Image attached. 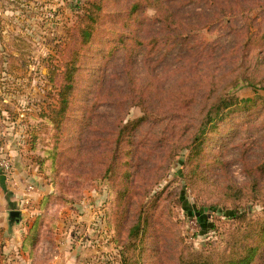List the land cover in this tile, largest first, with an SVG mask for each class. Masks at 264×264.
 <instances>
[{"label": "rangeland", "instance_id": "obj_1", "mask_svg": "<svg viewBox=\"0 0 264 264\" xmlns=\"http://www.w3.org/2000/svg\"><path fill=\"white\" fill-rule=\"evenodd\" d=\"M263 86L264 0H0V174L45 199L48 243L70 225L93 249L82 264L230 258L264 220ZM221 98L239 102L195 151Z\"/></svg>", "mask_w": 264, "mask_h": 264}, {"label": "crops", "instance_id": "obj_2", "mask_svg": "<svg viewBox=\"0 0 264 264\" xmlns=\"http://www.w3.org/2000/svg\"><path fill=\"white\" fill-rule=\"evenodd\" d=\"M7 177H11V182ZM25 184L23 174L15 167L11 176L0 174V264H82L90 260L86 257L93 249L80 246L79 240L82 238L74 237L70 225L66 226L65 232L60 230L59 233L51 234L50 231L49 243L47 236L44 237V226L35 244L29 245L30 231L37 220V215H32L35 207L31 203L37 202L36 208L39 207L41 194L27 190ZM7 189L10 190L6 194ZM25 192L28 194L24 195ZM6 203L9 204L7 215L6 211H1ZM11 209L21 211L20 222L10 221Z\"/></svg>", "mask_w": 264, "mask_h": 264}, {"label": "trees", "instance_id": "obj_3", "mask_svg": "<svg viewBox=\"0 0 264 264\" xmlns=\"http://www.w3.org/2000/svg\"><path fill=\"white\" fill-rule=\"evenodd\" d=\"M89 14V17L92 21L95 20L94 17ZM83 38L87 40L92 35V31L89 28H85L82 31ZM70 80V78H69ZM252 86L257 87V83L253 80L246 78ZM264 87V86H263ZM72 86L68 82L62 89V102L58 108L52 109V114L55 112L56 114L53 117V121L57 123L59 126L62 122V119L65 117L67 107L69 105V95L71 93ZM252 98H244L242 101L248 103L252 101ZM239 100L229 99V98H221L219 102L213 105L210 110L207 112L205 117L201 120L197 132L195 134L194 143H195V151H200L203 137L208 132V130L213 127L216 122L220 119H223L227 113V110L231 108L233 105L237 104ZM52 121V122H53ZM253 191L255 195H260V198H264V189L257 183H255L253 187ZM45 204V199L41 200L39 203V208L41 213L37 215V220L33 224V228L30 231V241L29 245H34L38 238V233L44 228V226H48L51 229L53 227V223L51 220L43 214V206ZM51 222V223H50ZM143 225L140 220H138L130 229V235H138ZM244 234L240 237L242 240L240 244L236 241L235 246H233V250L230 252V258L228 255L223 253V257L218 261L213 260L210 255L194 256L187 260L186 258H182L184 264H264V220H261L254 227L251 223L248 224L246 230L243 232Z\"/></svg>", "mask_w": 264, "mask_h": 264}, {"label": "built area", "instance_id": "obj_4", "mask_svg": "<svg viewBox=\"0 0 264 264\" xmlns=\"http://www.w3.org/2000/svg\"><path fill=\"white\" fill-rule=\"evenodd\" d=\"M0 168L5 171L6 173H9L13 169V162L9 157L2 158L0 160Z\"/></svg>", "mask_w": 264, "mask_h": 264}, {"label": "water", "instance_id": "obj_5", "mask_svg": "<svg viewBox=\"0 0 264 264\" xmlns=\"http://www.w3.org/2000/svg\"><path fill=\"white\" fill-rule=\"evenodd\" d=\"M9 219L12 223L20 222L21 219V211L17 209H11L9 211Z\"/></svg>", "mask_w": 264, "mask_h": 264}]
</instances>
